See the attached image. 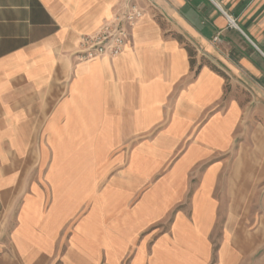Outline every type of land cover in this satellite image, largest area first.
<instances>
[{
    "label": "crops",
    "instance_id": "obj_1",
    "mask_svg": "<svg viewBox=\"0 0 264 264\" xmlns=\"http://www.w3.org/2000/svg\"><path fill=\"white\" fill-rule=\"evenodd\" d=\"M262 183L264 0H0V264H264Z\"/></svg>",
    "mask_w": 264,
    "mask_h": 264
},
{
    "label": "built area",
    "instance_id": "obj_2",
    "mask_svg": "<svg viewBox=\"0 0 264 264\" xmlns=\"http://www.w3.org/2000/svg\"><path fill=\"white\" fill-rule=\"evenodd\" d=\"M141 17L142 12L134 4L127 5L123 12L116 14L97 32L82 35L75 56L83 61L104 56L117 57L122 53L129 37L127 29L132 28ZM229 21L235 26L230 19ZM217 41L214 38V42Z\"/></svg>",
    "mask_w": 264,
    "mask_h": 264
},
{
    "label": "rangeland",
    "instance_id": "obj_3",
    "mask_svg": "<svg viewBox=\"0 0 264 264\" xmlns=\"http://www.w3.org/2000/svg\"><path fill=\"white\" fill-rule=\"evenodd\" d=\"M258 191H263L264 190V183L258 185ZM8 238L3 237L0 241V256H6L13 254L11 249L8 247Z\"/></svg>",
    "mask_w": 264,
    "mask_h": 264
}]
</instances>
